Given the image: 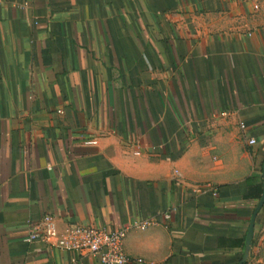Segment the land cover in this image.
<instances>
[{
    "label": "crops",
    "instance_id": "1",
    "mask_svg": "<svg viewBox=\"0 0 264 264\" xmlns=\"http://www.w3.org/2000/svg\"><path fill=\"white\" fill-rule=\"evenodd\" d=\"M263 157L264 0H0V264H101L27 241L45 213L150 221L125 264H237Z\"/></svg>",
    "mask_w": 264,
    "mask_h": 264
},
{
    "label": "built area",
    "instance_id": "2",
    "mask_svg": "<svg viewBox=\"0 0 264 264\" xmlns=\"http://www.w3.org/2000/svg\"><path fill=\"white\" fill-rule=\"evenodd\" d=\"M252 8H258V0H251ZM239 122V127L244 128ZM95 142V141H89ZM253 138L248 139L252 144ZM204 186H195L194 191H202ZM28 223L27 241H42L49 248L73 251L78 254L95 256L101 264H125L132 259L123 250V239L128 228H144L151 222L147 220H133L127 226L114 231H107L94 225L68 224L61 230L56 227L54 216L49 213L41 215ZM135 261L140 262V258Z\"/></svg>",
    "mask_w": 264,
    "mask_h": 264
},
{
    "label": "water",
    "instance_id": "3",
    "mask_svg": "<svg viewBox=\"0 0 264 264\" xmlns=\"http://www.w3.org/2000/svg\"><path fill=\"white\" fill-rule=\"evenodd\" d=\"M261 178H262L261 195H260V198H259V200H258V202H257L256 206L254 207L253 212L251 214V217L249 220V225H248L246 235H245L244 250H243L241 259L237 264H241L248 257L250 246L252 244L253 226H254L255 216H256L257 211L260 209V207L262 206V204L264 202V157H263V161L261 164Z\"/></svg>",
    "mask_w": 264,
    "mask_h": 264
}]
</instances>
